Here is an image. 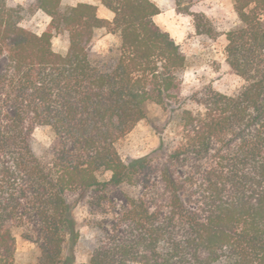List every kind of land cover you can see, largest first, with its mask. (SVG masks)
Here are the masks:
<instances>
[{"label":"trees","instance_id":"1","mask_svg":"<svg viewBox=\"0 0 264 264\" xmlns=\"http://www.w3.org/2000/svg\"><path fill=\"white\" fill-rule=\"evenodd\" d=\"M100 2L110 17L89 2L0 0V264H13L16 236L37 246L34 264H66L79 199L95 234L87 264H264V0H233L224 32L238 93L178 105L175 146L129 160L116 143L149 105L179 102L187 60L152 0ZM38 11L41 32L21 25ZM192 15L197 33L220 35ZM101 30L120 42L96 56ZM37 126L54 131L49 159L34 150Z\"/></svg>","mask_w":264,"mask_h":264},{"label":"rangeland","instance_id":"2","mask_svg":"<svg viewBox=\"0 0 264 264\" xmlns=\"http://www.w3.org/2000/svg\"><path fill=\"white\" fill-rule=\"evenodd\" d=\"M28 0H8L10 4H25ZM160 13L153 17L154 21L168 31L180 45L187 65L181 76L179 102L167 101L163 104H151L146 116L116 143L122 159L129 160L144 155L156 156L162 149L170 150L175 146L179 134L173 119L174 110L182 104L188 108H202L196 100L210 91H219L229 95L238 93L244 80L234 74L225 60L224 32L234 27L238 20L233 9V0H152ZM63 3L76 4L89 2L97 5L100 17H110L111 13L103 7L100 0H62ZM193 13L206 16L213 27L220 32L216 38L199 34L195 30ZM49 21V17L41 11L24 18L23 27L41 32ZM99 37L91 46V53L105 56L111 47L119 45L118 34L99 32ZM53 48L65 52L67 40L63 36L52 39ZM33 146L37 155L49 159L55 134L50 126H37L33 133ZM74 199V197H72ZM121 198L116 193L114 199ZM83 199L76 201L73 216L76 220L78 240L65 245L64 254L70 253L72 258L66 264H87V253L94 238V231L88 225L90 214ZM38 255L37 246L21 236H16V252L13 264H34ZM71 256V255H70ZM141 264V263H133Z\"/></svg>","mask_w":264,"mask_h":264},{"label":"crops","instance_id":"3","mask_svg":"<svg viewBox=\"0 0 264 264\" xmlns=\"http://www.w3.org/2000/svg\"><path fill=\"white\" fill-rule=\"evenodd\" d=\"M106 9V8H105ZM107 18V17H106Z\"/></svg>","mask_w":264,"mask_h":264}]
</instances>
